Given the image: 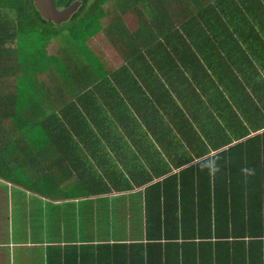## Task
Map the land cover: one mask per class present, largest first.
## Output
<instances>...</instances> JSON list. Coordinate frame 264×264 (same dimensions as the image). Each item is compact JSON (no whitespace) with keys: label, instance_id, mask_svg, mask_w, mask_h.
Masks as SVG:
<instances>
[{"label":"trees","instance_id":"16d2710c","mask_svg":"<svg viewBox=\"0 0 264 264\" xmlns=\"http://www.w3.org/2000/svg\"><path fill=\"white\" fill-rule=\"evenodd\" d=\"M52 1L57 9L75 1L80 5L67 22L56 25L40 16L32 0H0V92L12 90L13 95L19 96V89L25 88L30 90L25 95L29 97L35 91L32 83L45 88L47 97L58 99L42 80L43 73L50 69L53 75L63 74L61 82L68 91L62 95L67 127L57 128L54 111L47 120L51 129L48 137L64 145V165L48 166L49 174L42 175L113 179L125 176L123 182L128 190L137 187L141 182L137 178L142 176L143 184L151 176L163 177L147 186L142 197L134 196L132 202H126L125 196L128 199L129 195H123V224L135 225L131 230L123 225V238L127 241L90 247L78 253L81 255L76 259L92 258L89 264H264V150H255L254 160L248 153L250 141H264V132L248 138L250 130L263 127L264 121L259 126L248 125L260 111L257 107L251 111L245 91L236 84L228 86L235 90L234 94L223 98L213 92L212 110L204 116L195 112L187 117L152 118L154 124L147 122L144 128L141 120L134 122L111 109L97 116L83 99L81 106L77 105L82 93H87L85 87L91 77V73L79 77L82 64L87 63V68L102 78L101 84L95 81L90 95L103 91L105 104L126 100L134 103L136 98L131 86L123 83L136 75L137 68L122 64L110 72L88 47V41L105 30L107 39L117 44L112 48L123 57V23L117 18L103 29V4L109 0ZM210 8L213 12L217 9L215 5ZM185 24L182 21L179 26ZM55 39L63 49L58 51L59 56L47 55V46ZM33 46L37 47L36 52L29 51ZM75 56L84 59L78 63ZM136 61L130 62L135 65ZM7 77H12L13 83L3 85L1 80ZM114 83L120 86L122 96L113 92ZM2 96L0 93V99ZM227 99H234L232 106ZM59 108L60 104L58 111ZM173 128L178 134L173 133ZM35 145L31 150L36 154L41 148ZM29 146L21 145L20 153L16 150L17 160L24 161L22 166L0 157V177L29 176L35 170L46 169L27 160L31 158ZM211 152L215 153L208 155ZM213 158L219 171L210 174L208 168L201 166ZM68 160L74 162L66 164ZM245 168L252 169L254 175L246 176ZM103 215L108 217L105 212ZM107 223L104 236L113 237ZM110 229L118 236V229ZM138 234L140 241L136 242Z\"/></svg>","mask_w":264,"mask_h":264},{"label":"crops","instance_id":"0c3cea01","mask_svg":"<svg viewBox=\"0 0 264 264\" xmlns=\"http://www.w3.org/2000/svg\"><path fill=\"white\" fill-rule=\"evenodd\" d=\"M113 5L116 10L123 6L120 15L129 22L126 26L123 24V57L111 48L110 41V51L120 58H114L113 54L108 65L95 56L106 64L108 71L122 64L126 68H137L136 75L123 83L131 86L136 98L134 103L126 100L105 104L101 98L103 91L90 95V90L96 83L101 84L102 78L89 70L86 63L79 66V77L89 76L88 73L91 77L85 87L87 93L83 92L77 103L79 107L83 99L97 116L111 109L134 122L141 120L144 128L147 122L154 124L152 118L187 117L195 112L204 116L212 110L211 94L217 91L223 98L228 93L233 95L235 90L227 87L236 84L247 94L251 111L255 107L260 111L248 125L259 126L264 121V0H123V3L116 0ZM213 5L217 8L215 12L210 8ZM186 15H190L187 20ZM182 21L186 24L180 27ZM93 38L95 36L88 41L90 49ZM60 49H63L61 42H52L47 46V55L59 56ZM75 57L78 63L84 59ZM120 59L117 67H111L112 61ZM132 59L137 60L135 65L131 64ZM62 79L63 74L53 75L52 69L42 76L58 99L47 97L45 88L32 83L35 91L29 97L25 95L30 90L25 88L19 89L22 92L19 96L13 95L12 90L0 92L3 94L0 99L1 160H15V166H22L24 161L17 160L16 150L20 153L21 145L30 144L31 158L27 160L32 159L36 165L46 168L42 172L35 170L29 176L0 177V229H9L10 233L7 240L0 243V249H7L11 257L8 264L92 263V258L76 259L81 255L78 253L96 245L127 241L123 238V195H129L125 200L132 202L134 196L142 197L147 186L163 178L151 176L143 184L142 176L137 178L141 181L137 187L128 190L123 182L125 176L115 179L111 176H43L49 174L48 166L64 165V145L47 135L51 130L47 120L53 111L57 114V128L67 127L62 95L68 91L64 90ZM1 81L9 85L13 78ZM113 85V92L122 96L120 86ZM232 101L227 99L230 106ZM218 125L224 126L221 121ZM263 132L264 126L250 130L248 138ZM32 144L41 150L35 154ZM248 149L254 160L255 150H264V141H250ZM261 154L264 160V151ZM72 162L68 160L66 164ZM101 212L102 218H99ZM107 222L113 237L104 236ZM124 227L131 230L135 225ZM110 228L118 229V236ZM139 238L138 234L136 242Z\"/></svg>","mask_w":264,"mask_h":264},{"label":"rangeland","instance_id":"374dc122","mask_svg":"<svg viewBox=\"0 0 264 264\" xmlns=\"http://www.w3.org/2000/svg\"><path fill=\"white\" fill-rule=\"evenodd\" d=\"M130 1V0H129ZM116 0H109L106 3L103 4V9L105 10L106 16L104 19H102V25H103V29H105L111 22H116L117 18H119L120 21H122V23L126 26L127 24H129V22L126 20L125 17H123V15L120 13H122L121 9H117L115 8V6L113 5V3L115 4ZM121 2L123 3V0H121ZM123 7V6H121ZM115 8V9H114ZM7 13L10 15V13L8 12H4V14ZM64 36H66V33H63ZM56 42H58V40H56ZM107 43V44H106ZM30 43H25V45H29ZM81 44V43H80ZM79 44V45H80ZM116 42L112 43V46L115 47ZM89 46L91 47L93 53L99 57L100 59H102V62L107 61V64L110 65V59L114 54V58H120L118 56L115 55V53L110 51V47L111 45L109 44V40L107 39L106 35L104 32H99V34H97L95 36V38L92 39V41L90 42ZM67 48H70V45L67 46ZM112 48V47H111ZM51 49V46H50ZM37 47L33 46V48H31L29 51L32 52H36ZM53 50V47H52ZM26 57V55H25ZM121 62L120 60H116L112 61L111 67L115 68L117 67ZM106 65V64H104ZM174 129V128H173ZM175 134H178L177 132H173ZM8 236H10L9 233V229H0V243H2V241L7 240ZM11 261V257L9 256V253L7 252V249H0V264H8ZM10 264H14V262H11Z\"/></svg>","mask_w":264,"mask_h":264},{"label":"water","instance_id":"95a60500","mask_svg":"<svg viewBox=\"0 0 264 264\" xmlns=\"http://www.w3.org/2000/svg\"><path fill=\"white\" fill-rule=\"evenodd\" d=\"M32 2L45 21L56 25L67 22L80 5L79 1H75L65 8L57 9L52 0H32Z\"/></svg>","mask_w":264,"mask_h":264},{"label":"clouds","instance_id":"9594fccd","mask_svg":"<svg viewBox=\"0 0 264 264\" xmlns=\"http://www.w3.org/2000/svg\"><path fill=\"white\" fill-rule=\"evenodd\" d=\"M202 168H208L210 174H215V172L219 171V168L216 166L215 158L207 162L206 164L201 166ZM243 172L246 176L254 175V171L252 169L245 168Z\"/></svg>","mask_w":264,"mask_h":264}]
</instances>
